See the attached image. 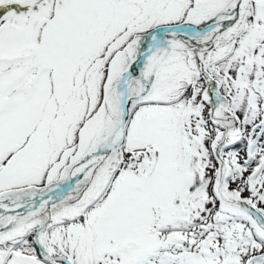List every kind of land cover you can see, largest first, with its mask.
I'll use <instances>...</instances> for the list:
<instances>
[{"label":"snow or ice","instance_id":"snow-or-ice-1","mask_svg":"<svg viewBox=\"0 0 264 264\" xmlns=\"http://www.w3.org/2000/svg\"><path fill=\"white\" fill-rule=\"evenodd\" d=\"M0 264H264V0H0Z\"/></svg>","mask_w":264,"mask_h":264}]
</instances>
